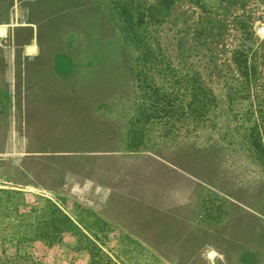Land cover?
Returning <instances> with one entry per match:
<instances>
[{
	"label": "rangeland",
	"instance_id": "rangeland-1",
	"mask_svg": "<svg viewBox=\"0 0 264 264\" xmlns=\"http://www.w3.org/2000/svg\"><path fill=\"white\" fill-rule=\"evenodd\" d=\"M230 1L173 0L132 32L111 0H0V264H264L253 121L189 114V83L157 115L152 91L189 73L264 95V0ZM54 208L76 229L49 244Z\"/></svg>",
	"mask_w": 264,
	"mask_h": 264
},
{
	"label": "trees",
	"instance_id": "trees-1",
	"mask_svg": "<svg viewBox=\"0 0 264 264\" xmlns=\"http://www.w3.org/2000/svg\"><path fill=\"white\" fill-rule=\"evenodd\" d=\"M235 1L237 0H231L230 2ZM172 3L173 0H160L156 5H145L134 0H111L112 10L129 26L132 32H136L138 27L156 22L154 19L160 15L161 10L168 9ZM137 41L139 43V54L142 58L144 60H154L153 54L155 51L139 37ZM246 52V50L238 51L233 60L240 77L248 83L254 70L247 65ZM187 74L183 78H177L173 75L171 81H167L164 87L154 86L152 88L157 115H167L168 118H171L177 110H181L182 106L176 103V99L180 98L179 86L189 83L192 98V103L189 105V114H197L200 110V116L204 118V121H210L212 117H216L217 121L222 118H230L231 125L235 130L240 129L245 123L252 120L248 133L250 144L264 156V95L253 101L249 93H240V90L234 87L230 88L228 82L223 84L222 90L218 94L212 89L210 83L205 80L204 83L199 74ZM54 211L55 213L47 220V224L50 225L51 229L45 228L44 230V237L49 244L60 241L63 233H72L76 229L73 221L67 215L57 208H54Z\"/></svg>",
	"mask_w": 264,
	"mask_h": 264
},
{
	"label": "flooded vegetation",
	"instance_id": "flooded-vegetation-1",
	"mask_svg": "<svg viewBox=\"0 0 264 264\" xmlns=\"http://www.w3.org/2000/svg\"><path fill=\"white\" fill-rule=\"evenodd\" d=\"M30 45H29V48L30 47H35V51L34 52H32L33 53V55H30V54H28V53H30V52H26V53H24L23 54V56H21L22 57V59H24V60H32L33 58H35V57H38V56H40V53H38L37 52V50H38V46H37V43H35V42H32V40H31V42L29 43ZM18 46H20V45H13L12 46V48H13V59H12V62H11V65L13 64L14 66H15V64H16V56H17V54H16V48L18 47ZM22 47V46H21ZM28 48V47H27ZM26 48V49H27ZM28 63H25L24 64V67L27 65ZM24 70H26V68L24 69ZM15 72V71H14ZM25 72V71H24Z\"/></svg>",
	"mask_w": 264,
	"mask_h": 264
},
{
	"label": "bare ground",
	"instance_id": "bare-ground-1",
	"mask_svg": "<svg viewBox=\"0 0 264 264\" xmlns=\"http://www.w3.org/2000/svg\"><path fill=\"white\" fill-rule=\"evenodd\" d=\"M2 31H4V29H1V28H0V33H1ZM28 48H29V47H28ZM30 48H33V47H30Z\"/></svg>",
	"mask_w": 264,
	"mask_h": 264
},
{
	"label": "crops",
	"instance_id": "crops-1",
	"mask_svg": "<svg viewBox=\"0 0 264 264\" xmlns=\"http://www.w3.org/2000/svg\"><path fill=\"white\" fill-rule=\"evenodd\" d=\"M28 54H30V55H33V53H32V52H30V53H28Z\"/></svg>",
	"mask_w": 264,
	"mask_h": 264
}]
</instances>
